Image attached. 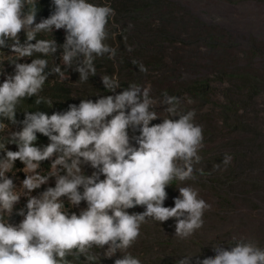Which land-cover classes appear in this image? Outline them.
<instances>
[{
  "label": "clouds",
  "instance_id": "1",
  "mask_svg": "<svg viewBox=\"0 0 264 264\" xmlns=\"http://www.w3.org/2000/svg\"><path fill=\"white\" fill-rule=\"evenodd\" d=\"M28 3L32 8L25 11ZM52 3L54 11L36 22L35 0H0V48L10 49L18 60L31 57L33 52L55 54L62 48L67 68L83 57L74 70L81 82H86L90 74H96L94 57L107 54L109 59L115 58L116 49L105 43L114 10L89 0ZM53 29L65 30L62 45L54 39L36 40V33ZM21 32L26 34L23 42ZM13 64L14 74H6L0 82V118L15 124L20 101L42 91L48 61L38 58ZM139 70L147 72L143 64ZM52 71L59 73L61 69L57 66ZM101 79L112 95H101L95 101L80 99L78 105L69 104L67 110L51 115L25 111L22 128L8 132L9 143L17 150L5 147L0 160V264H69V255L88 254L93 247L105 246L110 250L105 257L125 251L114 264H142L126 250L139 239L141 226L149 218L155 222L174 218L175 236L181 240L204 226V214L211 205L191 185L178 188L174 206H164L166 187L173 180L196 179L195 165L202 160L199 150L204 137L203 126L195 123V110H179L181 99L167 91L162 93L163 99L152 97L150 85L130 83L116 93L117 80L107 75ZM157 106H165L167 115L162 122L150 124L161 118L154 110ZM129 130L139 134L130 136ZM37 133L48 137L49 143L38 145ZM16 160L28 170L21 181L23 193L15 191L17 184L7 175ZM45 160L52 161L49 175L39 172ZM231 161L232 156L226 153L222 163ZM85 164L94 169L91 175L84 174ZM214 167L219 168V164ZM50 177L55 178L54 187L31 194ZM21 196L27 198L24 207L17 210L23 219L10 223ZM65 200L69 208L79 207L82 201L87 206L77 215L65 207ZM136 206H143L144 211H127ZM233 245L229 250L217 244L213 247L215 256L205 257L198 264H264V247L256 242L239 239ZM191 256L185 255L177 264H190Z\"/></svg>",
  "mask_w": 264,
  "mask_h": 264
},
{
  "label": "trees",
  "instance_id": "2",
  "mask_svg": "<svg viewBox=\"0 0 264 264\" xmlns=\"http://www.w3.org/2000/svg\"><path fill=\"white\" fill-rule=\"evenodd\" d=\"M227 3L242 1L264 2V0H221ZM97 5L110 6L115 15L109 18L105 41L116 49L114 59L105 54L94 57L95 75H89L81 82L75 66L83 57L73 60L71 67L64 65L63 49L55 54L44 55L33 52L31 57L18 60L16 53L8 48H0V82L5 75L14 74L13 63H30L33 59H45L48 73L42 91L38 96L23 98L16 107L15 119L0 118V160L8 150L16 151L14 143H9L8 132L19 131L24 112L43 111L51 115L54 111H65L69 104H79L80 99L95 101L101 95H112L104 87L102 77L107 75L118 81L116 93L128 88L130 83L151 87L150 95L163 99L162 93L181 99L179 110H195V123L203 126V147L199 150L202 160L195 165V180H173L166 187L168 194L164 206H174V198L180 187L191 185L199 190L200 198L211 205L204 214V226L192 237L181 240L175 236V219L155 222L150 218L141 226V235L133 246L127 249L142 264H177L185 255L190 264H198L205 257H214L213 247L220 244L229 249L236 240L254 241L264 247V238L232 236L235 229L229 227L220 238L208 246V236L202 231L220 230L224 224H232L243 208L257 211L259 203H264V70L257 66L258 57L264 55V41L250 39L247 47L239 48L230 34L216 25L208 24L192 13L186 6L173 0H89ZM32 4H26L29 11ZM37 10L35 20L47 18L53 11L52 0H35ZM64 29L36 33V40H55L62 45ZM26 39L24 32L20 40ZM35 42V41H33ZM11 44V41H9ZM131 49V50H129ZM143 64L147 72H141ZM59 66V73L52 71ZM39 98H43L37 103ZM261 99V100H260ZM51 100L50 105L48 101ZM191 101V103H189ZM161 118L150 122H162L167 113L165 106L154 109ZM178 119V117H170ZM130 135H138L129 130ZM38 145L49 143L48 137L37 133ZM232 156L228 165L222 163L225 154ZM219 164V168L214 165ZM26 167L16 160L12 169L22 173ZM41 175H49L52 161L41 162ZM202 171H199L201 170ZM84 171V170H83ZM92 172H90L91 174ZM85 175H90L84 171ZM50 177L46 187L55 186ZM82 191V189H81ZM143 212V206L128 209ZM15 220L16 216H11ZM232 236V237H231ZM228 238V239H225ZM231 238V240H229ZM109 249L93 247L88 254H72L66 259L69 264H114L125 254L117 251L112 257H105ZM97 257L93 259L92 257Z\"/></svg>",
  "mask_w": 264,
  "mask_h": 264
},
{
  "label": "rangeland",
  "instance_id": "3",
  "mask_svg": "<svg viewBox=\"0 0 264 264\" xmlns=\"http://www.w3.org/2000/svg\"><path fill=\"white\" fill-rule=\"evenodd\" d=\"M177 3H181L186 6L192 13L208 24L216 25L220 29L225 30L232 37L231 39L238 43L239 48L247 47V43L250 39L255 38L259 42L264 41V2L255 1H242L239 3H227L221 0H173ZM257 66L264 70V55L258 57ZM261 100V99H260ZM131 136V135H130ZM134 143V141H133ZM83 170L90 174L94 169L90 165H83ZM40 174L43 170L39 169ZM28 174V170L25 168L22 173H16L11 167L7 173L9 177H13L14 183L17 184L15 191L17 193H23L22 180ZM91 175V174H90ZM103 179V175L100 177ZM52 183H55L53 178ZM43 190L40 188L33 190L32 195H37ZM26 197L21 196L19 203L14 206L13 212L10 215L16 216L15 220H10V223L18 224L23 217L17 214V210L23 208L26 203ZM65 200V207L69 208L70 204ZM257 211H249L241 206V210L237 218L233 220L232 224L226 223L220 230L202 231L201 236L207 235L208 246L213 240L220 238V236L228 230L229 227L235 229L231 233L232 236H244L247 239L254 238L257 241V236L264 238V203H259ZM87 205L82 201L79 207L69 208L70 212H76L79 214L80 209L85 208ZM9 217V218H10ZM5 219L7 215L5 214ZM231 236V237H232ZM228 239V238H225ZM231 240V238L229 239Z\"/></svg>",
  "mask_w": 264,
  "mask_h": 264
}]
</instances>
